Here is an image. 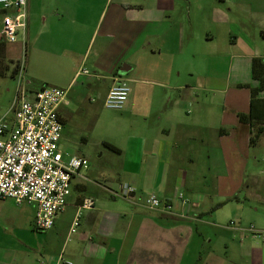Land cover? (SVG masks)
Wrapping results in <instances>:
<instances>
[{
	"label": "crops",
	"instance_id": "obj_1",
	"mask_svg": "<svg viewBox=\"0 0 264 264\" xmlns=\"http://www.w3.org/2000/svg\"><path fill=\"white\" fill-rule=\"evenodd\" d=\"M46 3L28 0L27 31L8 56L26 54L35 92H70L60 146L71 124L83 145L95 127V145L118 152L106 146L109 169L73 178L79 195L50 230L65 237L60 250L0 247L3 264H264V245L246 232H264V136L252 146L249 127L251 100L264 99V0ZM118 78L131 93L109 110ZM84 110L99 115L93 124ZM85 149L69 156L89 159ZM125 186L134 204L113 196ZM149 194L172 211L148 209ZM85 199L94 208L80 211ZM35 212L24 206L10 221L33 224Z\"/></svg>",
	"mask_w": 264,
	"mask_h": 264
},
{
	"label": "built area",
	"instance_id": "obj_2",
	"mask_svg": "<svg viewBox=\"0 0 264 264\" xmlns=\"http://www.w3.org/2000/svg\"><path fill=\"white\" fill-rule=\"evenodd\" d=\"M28 0H0V42L16 44L20 34L28 27ZM26 66L21 64L16 80V98L9 114L0 118V200H13L17 205L24 203L35 207L34 227L49 231L55 226L56 218L68 206L71 196V181L82 170L89 168L87 160L67 156L60 142L64 124L60 110L72 103L68 90L43 87L28 93L24 87ZM88 74L87 71H81ZM131 88L127 81L118 78L104 100L109 110L121 111L126 106ZM136 190L125 186L114 197L134 204ZM94 200L85 199L79 210L94 208ZM145 206L153 211L170 213L172 205L163 203L156 195L149 194ZM80 214V213H79ZM76 217L72 233L79 224ZM246 232L264 245V232L250 227ZM59 262L72 264L60 257Z\"/></svg>",
	"mask_w": 264,
	"mask_h": 264
},
{
	"label": "rangeland",
	"instance_id": "obj_3",
	"mask_svg": "<svg viewBox=\"0 0 264 264\" xmlns=\"http://www.w3.org/2000/svg\"><path fill=\"white\" fill-rule=\"evenodd\" d=\"M45 1V6L47 5ZM21 41V40H20ZM12 46V45H10ZM9 53H7L6 46L1 47L0 49V118L3 116H6L9 114L8 118H12V107L16 98V88L18 85V80H16L17 72L21 66L22 63L26 66V54L25 57L22 59H18L16 57H9ZM22 55V53H21ZM20 55L19 58L22 56ZM17 69V70H16ZM16 70V71H15ZM26 78L27 80H30L31 84L28 86L26 84ZM24 87L27 89L28 93L35 92L40 86L41 83L31 80L28 77L24 76ZM30 91V92H29ZM90 98V100H94L95 97H87V100ZM87 104L89 105V101H87ZM86 116H89V120H91V124H93V121L98 118L97 113H92L89 111H83ZM100 114V113H99ZM104 114V113H103ZM102 119H105L102 117ZM79 124L81 118L75 119ZM88 120V121H89ZM83 126L75 125L77 129L81 133L83 132ZM95 128V127H94ZM92 128L88 137V140L91 139L90 144L83 145L84 142L80 140L77 131L72 127L71 124H67L64 131V137L65 139L62 140V151L65 154L74 155L78 154L79 150H88L90 152L89 159H85L88 162V166L93 169H109L110 166V159L108 158V152H106V148L104 146L97 147L95 145V138H98L101 134L100 132H97L100 129H94ZM74 141V142H72ZM84 148V149H83ZM103 151L106 152L104 156L100 155ZM78 180L72 179L71 181V195L72 197H76L79 195V188H78ZM24 206H29V208H33V205L29 204H22V205H16L11 200H0V210L5 215V218H2L0 220V247L3 249H10L11 247L16 248L18 250H21L19 254L22 253V250H26L27 247H34L40 248L41 250H48V251H58L61 248V243L63 242L64 238L61 239L60 236L57 237V235H54L52 232L49 231H40L36 229L33 224L28 225V223L22 224L18 222L10 221V218L17 219L18 217H22V211ZM22 220V219H21ZM18 223V224H17ZM49 242V243H48ZM0 264H3V260H0ZM11 264V263H6Z\"/></svg>",
	"mask_w": 264,
	"mask_h": 264
},
{
	"label": "trees",
	"instance_id": "obj_4",
	"mask_svg": "<svg viewBox=\"0 0 264 264\" xmlns=\"http://www.w3.org/2000/svg\"><path fill=\"white\" fill-rule=\"evenodd\" d=\"M5 46L6 44L0 42V49L1 47ZM249 127L251 132L250 144L252 146H255L258 140L262 136H264V99L251 100L249 113ZM106 146L112 151L118 152V149H116L112 145Z\"/></svg>",
	"mask_w": 264,
	"mask_h": 264
},
{
	"label": "water",
	"instance_id": "obj_5",
	"mask_svg": "<svg viewBox=\"0 0 264 264\" xmlns=\"http://www.w3.org/2000/svg\"><path fill=\"white\" fill-rule=\"evenodd\" d=\"M122 75V74H121Z\"/></svg>",
	"mask_w": 264,
	"mask_h": 264
}]
</instances>
